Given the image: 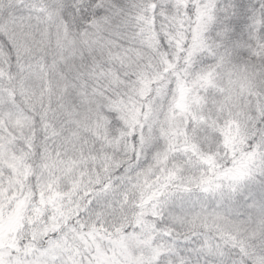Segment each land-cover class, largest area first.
<instances>
[{"label":"snow or ice","instance_id":"obj_1","mask_svg":"<svg viewBox=\"0 0 264 264\" xmlns=\"http://www.w3.org/2000/svg\"><path fill=\"white\" fill-rule=\"evenodd\" d=\"M0 264H264V0H0Z\"/></svg>","mask_w":264,"mask_h":264}]
</instances>
